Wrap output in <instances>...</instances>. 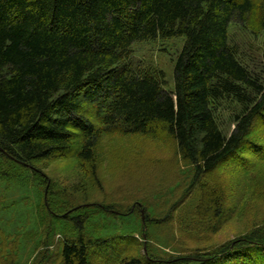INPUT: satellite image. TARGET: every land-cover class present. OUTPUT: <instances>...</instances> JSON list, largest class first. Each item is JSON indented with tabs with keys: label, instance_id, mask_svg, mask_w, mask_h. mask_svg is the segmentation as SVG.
<instances>
[{
	"label": "trees",
	"instance_id": "1",
	"mask_svg": "<svg viewBox=\"0 0 264 264\" xmlns=\"http://www.w3.org/2000/svg\"><path fill=\"white\" fill-rule=\"evenodd\" d=\"M233 26L260 37L264 0H0V185L22 197L0 213L26 209L15 226L0 216V264H264V224L175 256L151 203L75 206L67 189H47L43 173L72 155L94 164L109 134L172 141L187 167L192 205L183 209L218 233L235 213L224 170H236L233 178L264 162V51L262 73H252L231 45ZM177 38L184 43L167 92L163 72L132 68V46ZM143 220L146 251L134 238Z\"/></svg>",
	"mask_w": 264,
	"mask_h": 264
},
{
	"label": "rangeland",
	"instance_id": "2",
	"mask_svg": "<svg viewBox=\"0 0 264 264\" xmlns=\"http://www.w3.org/2000/svg\"><path fill=\"white\" fill-rule=\"evenodd\" d=\"M230 40L231 45L237 49L242 64L252 73L260 75L264 33L253 39L240 26H233L230 30ZM183 43L184 38L135 43L132 46V68L163 72V88L172 92L174 62ZM220 125L226 132L233 127L227 115L220 119ZM96 150L94 164H82L72 155L43 165L47 189L53 186L56 190L67 189L66 192L72 194L70 196L75 206L91 205L125 211L133 204H144L140 201L151 203L155 211L166 218L159 229L167 236V244L170 246L167 251L173 255L175 251H180L175 256H192L196 249L208 251L256 231L264 224V162L259 163L255 170L233 178L231 175L236 170H224L222 181L227 183L225 186L228 204L235 209V213L232 220L218 233L210 234L202 223H192V211L183 209L192 205L191 202L186 204L184 201L188 188L184 185L188 178L185 173L187 167L177 155L172 141L158 140L148 135L109 134L101 139ZM72 187H75L77 192ZM29 195L34 197L35 194L30 192ZM20 196L19 190L0 185L2 206L20 200ZM27 196L26 194L24 197ZM9 211L10 214L6 211L0 213V216L9 217L13 226L19 223L20 218L26 216L23 202L16 209ZM186 224L189 225L185 229ZM191 224L195 227L190 229ZM145 225L144 221V228L140 227L144 239L141 232L134 238L139 244V249L143 245L146 251L149 244ZM193 233H196L199 239H189ZM32 248L34 243L30 242V245L24 247V254L28 255Z\"/></svg>",
	"mask_w": 264,
	"mask_h": 264
}]
</instances>
